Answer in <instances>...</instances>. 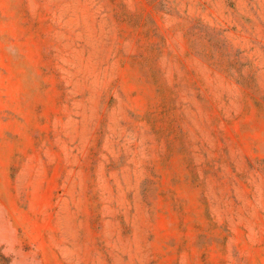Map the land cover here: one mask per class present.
Returning a JSON list of instances; mask_svg holds the SVG:
<instances>
[{
  "label": "rangeland",
  "instance_id": "1",
  "mask_svg": "<svg viewBox=\"0 0 264 264\" xmlns=\"http://www.w3.org/2000/svg\"><path fill=\"white\" fill-rule=\"evenodd\" d=\"M0 264H264V0H0Z\"/></svg>",
  "mask_w": 264,
  "mask_h": 264
}]
</instances>
